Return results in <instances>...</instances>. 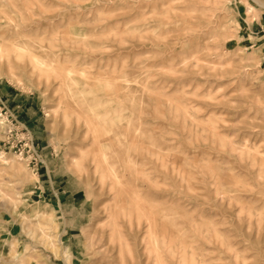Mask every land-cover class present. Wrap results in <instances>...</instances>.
Listing matches in <instances>:
<instances>
[{
	"label": "rangeland",
	"instance_id": "1",
	"mask_svg": "<svg viewBox=\"0 0 264 264\" xmlns=\"http://www.w3.org/2000/svg\"><path fill=\"white\" fill-rule=\"evenodd\" d=\"M0 44L44 159L0 150V264H264V5L0 0Z\"/></svg>",
	"mask_w": 264,
	"mask_h": 264
},
{
	"label": "built area",
	"instance_id": "2",
	"mask_svg": "<svg viewBox=\"0 0 264 264\" xmlns=\"http://www.w3.org/2000/svg\"><path fill=\"white\" fill-rule=\"evenodd\" d=\"M20 117L14 116L8 106L0 104V150L12 151L28 161L36 171L43 164L42 148L31 129L23 125Z\"/></svg>",
	"mask_w": 264,
	"mask_h": 264
},
{
	"label": "bare ground",
	"instance_id": "3",
	"mask_svg": "<svg viewBox=\"0 0 264 264\" xmlns=\"http://www.w3.org/2000/svg\"><path fill=\"white\" fill-rule=\"evenodd\" d=\"M259 3L263 6L264 5V2L262 0H258ZM248 9L250 10V7H248ZM14 47L21 50V51H27L31 57V62L34 66L36 65H39L40 64H45V63H48L50 66L54 65V62L55 61V56L54 57H48V58H42L40 57L39 55H37L36 53L32 52V50H29L30 49V45L29 43L27 42H24L23 44H20V43H13ZM1 46V44H0ZM3 46V45H2ZM41 47V46H40ZM13 48V46H12ZM32 49L34 47H31ZM4 50V49H3ZM2 50V51H3ZM9 52V51H8ZM43 56V55H42ZM47 65V64H46ZM56 65V64H55ZM48 66V65H47ZM52 68V67H51ZM55 68V67H54ZM111 156V155H110ZM21 157V156H20ZM104 161L107 163V166L109 167V170L110 172L115 175L114 177H116L118 175V172L116 170V164L117 163H114V162H111L109 163L108 162V157H109V154L106 153L104 154ZM0 160L3 162V163H9L11 169L13 170H16V172L18 173L20 170H22V166L20 165V163L16 160V158L14 157H8L6 156V153L4 151H0ZM130 160V159H129ZM156 242V241H155ZM67 253V252H66ZM66 255V254H64ZM65 257V256H64ZM69 260V258H67ZM68 260L66 262H68Z\"/></svg>",
	"mask_w": 264,
	"mask_h": 264
}]
</instances>
